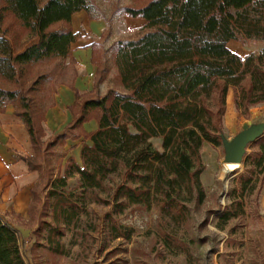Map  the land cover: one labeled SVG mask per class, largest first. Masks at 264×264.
<instances>
[{
    "label": "trees",
    "instance_id": "obj_1",
    "mask_svg": "<svg viewBox=\"0 0 264 264\" xmlns=\"http://www.w3.org/2000/svg\"><path fill=\"white\" fill-rule=\"evenodd\" d=\"M81 11L91 18L88 0H0V83L7 85L0 86V105L11 104L28 131L34 153L24 158L29 169L40 174L39 160L57 142L83 137L91 143L81 148V164L70 158L47 191L36 235L46 230L45 242L55 255H62L65 231L77 226L88 199L111 176L124 177L111 201L93 196L96 203L112 205L111 216L157 202L171 221L183 223L186 205L205 199L201 151L205 143L217 147L222 142L228 90L234 91L242 116L264 103V45L259 54L245 58L228 48L239 40L264 44V0H145L139 7L121 8L126 17L144 20L145 32L117 41L112 49L125 93L97 97L101 66L95 58L93 91L76 92L72 124L45 145L41 123L53 106L50 84L63 83L64 72L73 68L70 47L80 35L72 32L70 22ZM13 26L18 30L13 32ZM109 34L107 28L102 38ZM25 35L32 36L30 41L23 42ZM92 119L98 128L88 135L82 125ZM156 138L162 152L151 142ZM255 145L244 159L238 188L227 195L229 205L216 218L219 230L244 215L247 199L256 197L258 204L264 185V136ZM75 177L78 189L68 191V181ZM36 200L34 189L29 219ZM48 215L51 222L43 220ZM109 231L114 239L131 237V231L124 235L115 223ZM0 264H28L19 232L1 219Z\"/></svg>",
    "mask_w": 264,
    "mask_h": 264
},
{
    "label": "rangeland",
    "instance_id": "obj_2",
    "mask_svg": "<svg viewBox=\"0 0 264 264\" xmlns=\"http://www.w3.org/2000/svg\"><path fill=\"white\" fill-rule=\"evenodd\" d=\"M144 3L145 0H88L91 18L103 19L110 30L109 36L102 38L97 50L96 59L101 66L99 71L96 66V73L100 72L97 85L99 98L109 91L125 93L117 78L112 49L119 39L138 38L145 32L144 26L128 30L133 23L126 24L127 21L123 18L126 15L121 13L123 7H139ZM13 27H10L13 32L18 30L17 26ZM31 38V35H25L22 40L28 42ZM12 41L15 51H18L20 48L17 42L13 38ZM263 45L262 42L239 40L230 42L228 48L245 58L250 54H259ZM5 86L7 87H3ZM52 89L53 86H50V95ZM252 108L254 109L251 111ZM239 116L238 132L249 121L252 124L264 122V103L251 107L247 116ZM68 134L74 135L76 131ZM222 134L227 140L234 137H227L223 133V119ZM52 140L50 135L47 140L42 141L47 145ZM151 142L156 150L162 152L160 138ZM256 142L247 147L244 159L256 150ZM66 154L57 142L39 160L42 170L35 188L37 200L30 211L31 219L26 222L16 219L14 215L7 219L20 228L21 251L28 264H264V208L260 205L261 194L257 206L256 197L247 199L243 216L231 221L224 230L216 227L217 216L229 205V191L233 187L238 188V180L245 174L243 163L235 172L223 173L222 143L217 147L207 143L203 145L201 159L204 171L200 180L205 199L199 204L194 200L186 205L188 215L183 223L171 221L157 202L149 207L130 208L122 216H111L112 205L96 203L93 199L97 195L101 200L111 201L116 188L124 182V177L111 176L88 199L85 213L77 226L71 231H65L61 239L62 255H55L49 251L45 242L46 230L39 236L36 235V230L42 220L41 214L50 183L61 172ZM78 184L77 177L70 179L67 190L76 191ZM43 220L51 222V217L48 215ZM113 223L124 235L131 231L130 239H114L109 231ZM36 243L41 245L37 246Z\"/></svg>",
    "mask_w": 264,
    "mask_h": 264
},
{
    "label": "crops",
    "instance_id": "obj_3",
    "mask_svg": "<svg viewBox=\"0 0 264 264\" xmlns=\"http://www.w3.org/2000/svg\"><path fill=\"white\" fill-rule=\"evenodd\" d=\"M123 18L127 21L126 24L133 23V26L128 30L141 28L145 25V21L141 19ZM70 25L72 32L80 35V38L70 47L71 59L74 64L73 68L68 67V70L64 72L63 83L50 84L55 88V92L52 94L53 106L46 111L41 123L45 132L43 141L47 140L50 135L52 139L61 135L72 124L74 116L70 109L76 103V92L79 95H84L94 89L96 76L94 59L97 56L99 45L103 41L102 35L107 29V25L103 19L90 18L85 11L74 14ZM68 62L69 59H66L64 66ZM239 118L235 108L234 91L229 89L226 96V112L223 117V133L227 134V137H233L238 133L237 121ZM97 128L95 119L82 125V130L88 135L93 134ZM84 144L90 145V140L80 137L74 140H65L62 144L58 142V145L62 146L67 153L63 168L58 175H62L70 158L75 163L81 164L80 153ZM33 155L30 137L23 121L15 115L11 104L0 105V219L10 224L18 232L20 228L7 219L14 215L16 219L26 222L29 220L32 191L36 188L40 174L30 170L24 158H30ZM261 204V207L264 208V185L260 196Z\"/></svg>",
    "mask_w": 264,
    "mask_h": 264
},
{
    "label": "water",
    "instance_id": "obj_4",
    "mask_svg": "<svg viewBox=\"0 0 264 264\" xmlns=\"http://www.w3.org/2000/svg\"><path fill=\"white\" fill-rule=\"evenodd\" d=\"M263 136L264 122L252 124L250 121L243 124L241 131L238 132L231 140H227L224 135H222L221 143L224 149L223 163L241 165L243 163L247 147L261 139Z\"/></svg>",
    "mask_w": 264,
    "mask_h": 264
},
{
    "label": "bare ground",
    "instance_id": "obj_5",
    "mask_svg": "<svg viewBox=\"0 0 264 264\" xmlns=\"http://www.w3.org/2000/svg\"><path fill=\"white\" fill-rule=\"evenodd\" d=\"M222 166H223L222 171L225 174L226 173L230 174V173L235 172V170L240 168V165H237V164H225V163H223Z\"/></svg>",
    "mask_w": 264,
    "mask_h": 264
}]
</instances>
